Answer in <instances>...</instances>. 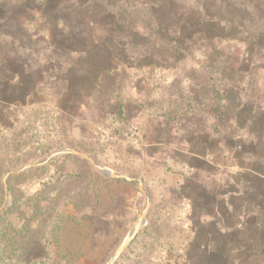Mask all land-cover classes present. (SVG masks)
Listing matches in <instances>:
<instances>
[{
	"label": "rangeland",
	"instance_id": "rangeland-1",
	"mask_svg": "<svg viewBox=\"0 0 264 264\" xmlns=\"http://www.w3.org/2000/svg\"><path fill=\"white\" fill-rule=\"evenodd\" d=\"M179 1L194 2L191 12L211 1L207 12L218 24L208 28L210 42L200 33L189 41L174 36L171 41L152 33L142 20L121 34L142 46L127 57L112 41L103 50L90 45L97 36L110 37L108 31H80V21L69 16L65 52L56 40L62 34L56 27L45 30L44 45L17 49L15 53L29 56V69L40 71L23 81L30 96L19 100L22 106L15 121L6 122L10 131H0V207L4 175L71 149L101 167L140 180L148 195L140 230L113 264L188 263L185 255L194 250L188 231L193 217L186 198L190 189H180L187 180L181 151L190 143L197 147L205 136L219 137L226 121L232 124L238 115L246 118L250 106L236 111L241 100L255 97L262 104L264 0ZM165 18L169 15L163 13L160 20ZM29 29L39 42L43 28L37 24ZM218 58L224 59L226 73L240 71L234 78L239 77L235 85L241 100L233 93L223 97L218 126L201 114L168 120L169 104L193 98L196 85L205 83L208 68ZM118 106L121 111L108 114V108ZM209 147L210 156L218 157L217 140ZM222 171L218 169L216 177ZM6 188L7 202L0 212V264H108L139 224L147 203L136 183L104 176L72 155L10 176ZM204 260L200 254L194 264H207ZM210 261L220 264L218 257Z\"/></svg>",
	"mask_w": 264,
	"mask_h": 264
},
{
	"label": "crops",
	"instance_id": "crops-1",
	"mask_svg": "<svg viewBox=\"0 0 264 264\" xmlns=\"http://www.w3.org/2000/svg\"><path fill=\"white\" fill-rule=\"evenodd\" d=\"M60 23L57 21L55 27L62 33L59 39L65 52L68 47L63 36L69 31ZM27 32L34 34L30 29ZM44 43L46 37L40 44ZM15 46L17 43L0 41V131H10L6 122L15 121L22 106L19 100L30 96L23 81L34 77L35 70L40 71L29 69V56L15 53ZM239 93H234L236 101ZM255 100L239 102L238 113L250 106L247 117L238 115L232 124L223 122L219 137L201 138L197 147L190 143L181 151L187 180L180 189H190L186 198L193 217L188 231L194 250L185 255L187 264L199 262L200 254L207 264L214 257L220 264H264V96L259 100L262 104ZM216 140L220 157H211L209 146ZM197 162L209 165L201 168ZM218 169H223L220 177L215 175Z\"/></svg>",
	"mask_w": 264,
	"mask_h": 264
},
{
	"label": "trees",
	"instance_id": "trees-1",
	"mask_svg": "<svg viewBox=\"0 0 264 264\" xmlns=\"http://www.w3.org/2000/svg\"><path fill=\"white\" fill-rule=\"evenodd\" d=\"M210 3L211 1H204L200 11L191 12L194 2L179 0H0V41L17 43L18 46L15 47L21 50L26 46H37L42 42L43 37L41 36V40L37 42L36 35L27 32L30 26L39 24V28L50 29L56 26L57 21H60V24L70 31L71 25L66 22V18L74 16L82 24L79 25L81 31H84L86 27L96 34L99 32L98 28H105L108 31L110 37L97 36L96 42L90 45L95 44L103 50L108 47L106 45L109 42H106L112 41L114 42L112 45H118L120 52L126 53L125 55L129 57L130 51L142 46L131 43L133 41L121 34L127 32L131 23L142 24V20L144 24L148 23L152 27V33H161L163 37L171 41L173 36L183 42L189 41L190 37L198 38L200 33L204 42H210L208 28L216 23L207 12V5ZM163 13L169 15V19L165 18L167 21L164 22L160 20ZM37 19L41 23H37ZM184 28L189 31L183 32ZM146 36L148 38L149 34ZM56 40H59L58 34ZM120 44H122L121 47ZM223 66L224 59H216L208 68L205 83L196 85L193 90V98L181 100L179 104L177 103L178 105L169 104L167 119L173 122L186 115L201 114L212 118L213 125L218 126L227 93L240 92L235 85L239 77L234 78L240 71L226 73ZM220 81H226V83L216 86L215 84H219ZM220 87L225 94L220 91ZM116 111H121V106L108 108V114H115ZM209 138L217 137L209 135Z\"/></svg>",
	"mask_w": 264,
	"mask_h": 264
},
{
	"label": "water",
	"instance_id": "water-1",
	"mask_svg": "<svg viewBox=\"0 0 264 264\" xmlns=\"http://www.w3.org/2000/svg\"><path fill=\"white\" fill-rule=\"evenodd\" d=\"M64 155H72V156H75V157H80V158L84 159L85 161H88L91 166H93L94 168H96L104 176H109L112 179H122V180H124L126 182H129V183H136L137 186H138L139 192L147 200L146 207H145V211H144V213H142V215L140 217L139 224L136 225L133 228L132 233L129 234L125 238V240L122 242V244L115 251V253H114L113 257L111 258V260L107 262L108 264H113L114 261H116L118 259V257L121 255V253L128 247V245L131 243L132 239L135 237V235L140 230V224H142L144 222V219H145L144 217H146V211L149 208V198H148V195H147L146 191L144 190V188H143L142 183H141L140 180L127 178V177H125V176H123L121 174L115 173L114 171H112L109 168L101 167V166L97 165L96 163H94L92 161V159L90 157H88L87 155L85 156V154L80 153V152H77V151H74V150H71V149H62V150L56 151L53 154L49 155L47 158H45V160L41 164H46L49 161H51L52 159L57 158V157H60V156H64ZM41 164L29 165V166L23 167L22 169H19V170L15 171V172L7 173L6 175H4V178H3V181H2L3 188H4V202H3V204L0 207V212L5 208L6 202H7L6 180L10 176L18 175V174H20L21 172H23V171H25L27 169H31V168L38 167Z\"/></svg>",
	"mask_w": 264,
	"mask_h": 264
}]
</instances>
